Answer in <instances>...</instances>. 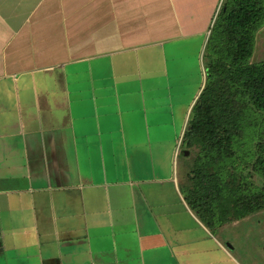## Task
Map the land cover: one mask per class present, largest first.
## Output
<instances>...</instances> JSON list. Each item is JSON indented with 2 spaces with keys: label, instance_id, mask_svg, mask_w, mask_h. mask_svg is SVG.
Listing matches in <instances>:
<instances>
[{
  "label": "crops",
  "instance_id": "1",
  "mask_svg": "<svg viewBox=\"0 0 264 264\" xmlns=\"http://www.w3.org/2000/svg\"><path fill=\"white\" fill-rule=\"evenodd\" d=\"M222 1L0 0V264H222L182 145Z\"/></svg>",
  "mask_w": 264,
  "mask_h": 264
},
{
  "label": "trees",
  "instance_id": "2",
  "mask_svg": "<svg viewBox=\"0 0 264 264\" xmlns=\"http://www.w3.org/2000/svg\"><path fill=\"white\" fill-rule=\"evenodd\" d=\"M220 10L205 47L204 87L182 144L191 184L185 197L199 215L211 212V203L203 202L209 196L225 207L228 198L233 213L243 216L264 209V62H251L264 2L224 0Z\"/></svg>",
  "mask_w": 264,
  "mask_h": 264
},
{
  "label": "rangeland",
  "instance_id": "3",
  "mask_svg": "<svg viewBox=\"0 0 264 264\" xmlns=\"http://www.w3.org/2000/svg\"><path fill=\"white\" fill-rule=\"evenodd\" d=\"M223 1L219 6L220 9L223 6ZM262 1L264 2V0ZM220 9H218L211 22L212 26L221 11ZM251 62H264V24L256 34ZM184 170L186 176L189 172L187 164ZM199 182L203 183L201 179H199ZM257 184L260 185V183ZM199 190L205 193L204 188ZM208 197L205 196L203 202L207 200V208L210 207L208 203H211V212L208 211L209 214L205 216L199 215V218L209 227L211 233L224 247L222 264H264V209L250 215L241 216L238 213H233L228 198L226 199L227 207H225L218 206L215 203L216 200H213L212 197L208 201ZM223 208H225L224 212ZM230 209L232 212L229 211ZM234 216H237V218H233ZM217 252L219 253V251Z\"/></svg>",
  "mask_w": 264,
  "mask_h": 264
},
{
  "label": "water",
  "instance_id": "4",
  "mask_svg": "<svg viewBox=\"0 0 264 264\" xmlns=\"http://www.w3.org/2000/svg\"><path fill=\"white\" fill-rule=\"evenodd\" d=\"M189 129H190V127L188 126L187 130H189Z\"/></svg>",
  "mask_w": 264,
  "mask_h": 264
}]
</instances>
